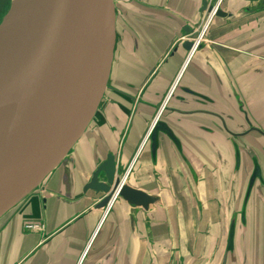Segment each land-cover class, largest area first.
<instances>
[{
	"label": "flooded vegetation",
	"instance_id": "flooded-vegetation-1",
	"mask_svg": "<svg viewBox=\"0 0 264 264\" xmlns=\"http://www.w3.org/2000/svg\"><path fill=\"white\" fill-rule=\"evenodd\" d=\"M207 1V8L213 6V10L206 9L195 26H188L193 31L174 40L164 58L187 39L196 45L193 53L187 51L188 58L209 45L206 36L200 37L199 27L217 9L226 10L222 17L231 24L234 19L248 18L242 34L264 33V0ZM237 50L234 58L244 66V81L262 75L264 36L248 40L246 48ZM231 75L226 81L229 84L234 79L237 86ZM175 76L170 85L154 94L153 104L147 102L150 112L142 113L139 104L143 98L138 96L131 124L138 115L144 124L131 154L111 152L118 187L114 199L101 209L96 233L104 234L113 223L118 263L128 261L130 250L137 252L138 264H213L219 253L218 264H264L263 102L237 87L230 93L232 104L222 107L179 84V72ZM175 95L181 99L174 100ZM124 185L155 200L148 206L130 203L119 193ZM250 228L256 234L252 243L245 237Z\"/></svg>",
	"mask_w": 264,
	"mask_h": 264
},
{
	"label": "water",
	"instance_id": "water-1",
	"mask_svg": "<svg viewBox=\"0 0 264 264\" xmlns=\"http://www.w3.org/2000/svg\"><path fill=\"white\" fill-rule=\"evenodd\" d=\"M207 6L203 0L202 15L213 10ZM117 23L115 0H21L0 21V109L13 107L0 117V219L68 161L90 126L108 88ZM183 46L196 47L189 39ZM115 171L109 153L83 185L82 193L103 194L96 208L116 196ZM119 193L133 204L155 200L125 185Z\"/></svg>",
	"mask_w": 264,
	"mask_h": 264
},
{
	"label": "crops",
	"instance_id": "crops-1",
	"mask_svg": "<svg viewBox=\"0 0 264 264\" xmlns=\"http://www.w3.org/2000/svg\"><path fill=\"white\" fill-rule=\"evenodd\" d=\"M115 1L118 40L110 84L103 105L90 124L96 125L94 132L87 129L84 133V138L94 136V139H89L80 153L89 176L96 168L92 170V163H100L109 153L131 154L139 128L144 124L141 115L135 116L131 124L138 96L143 98L139 104L142 113L150 112L148 103H154V94L170 85L178 72L179 84L208 96L222 107L230 106L226 77H232L231 73L243 93L251 95L243 77L230 69L223 49L212 44L196 51L191 58L186 55L188 50L177 44L174 54L164 58L171 43L186 35L184 26H195L202 14L200 0ZM240 66L245 71L241 63ZM180 95H175L174 100L179 101L181 97L176 96ZM172 105L178 107L176 103ZM98 113L109 125L111 137L100 127ZM77 162V153L71 152L68 161L60 164V186L48 185L45 191L50 194H43L42 198L31 196L0 219V264H102L109 254H112L109 264H138L137 252L130 250L128 261L118 263L112 222L102 236L96 235L102 210L95 204L100 194L82 193L83 186L79 189ZM33 219L43 220L45 229L25 230V223Z\"/></svg>",
	"mask_w": 264,
	"mask_h": 264
},
{
	"label": "rangeland",
	"instance_id": "rangeland-1",
	"mask_svg": "<svg viewBox=\"0 0 264 264\" xmlns=\"http://www.w3.org/2000/svg\"><path fill=\"white\" fill-rule=\"evenodd\" d=\"M12 2H13V0H0V21L6 15L8 10L12 7ZM225 4L226 3L223 4V7L226 6ZM188 11L190 14V10H188ZM213 15H214L213 17H210V18L208 17V19H205L204 25L199 27V35H200V37L202 35L206 36L207 40L209 41L210 44H212L215 47H218L220 49H223L222 51H224L226 54L225 57L228 61L230 69L233 71H236L239 74L238 75L239 77H244L243 75H245V72L242 71V67L240 66L239 60L234 58V54L239 52L237 49L241 50L242 48H246V44H247L248 40L253 39V38H258L259 35L261 37H263L264 36V33H262L263 30H260V31L255 30V34H251V33L250 34H247V33L242 34L241 32L244 31V30H242V28H243L244 24L249 21L248 18L234 19V22H232L233 24H231L230 22L228 23L226 21V19H223L222 16H220L218 14H213ZM198 21H199V19H197L196 23ZM240 30H242V31H240ZM203 39H205V38H203ZM200 51H201V49H200ZM249 67L250 66H248V68ZM252 72L256 73L257 71H255V68H254V69H252ZM261 72H262L261 73L262 75L254 76L253 78L245 81V83L247 85V88H248L251 96L253 98H256L258 100V102H263V103H261V105L263 106V112H264V71H261ZM230 78H232V77H230ZM237 87H238V85L236 86L234 79H231L230 83L226 86V90L229 94V98L231 97L230 93H234L237 91ZM239 89L240 88L238 87V90ZM258 102H257V105H259ZM98 121L100 123V127H102L104 129V132H106L111 137V135L109 134L110 127L105 122V119L103 118V116L100 113H98ZM95 127H96V125L94 124L93 126H90L89 128H87L88 132L89 133L94 132L93 130ZM254 133H255V131L252 132V134H254ZM89 139H94V136H90V137L87 136L86 138H84V133H83L82 136L78 139V141L75 143L74 147L70 151V153L74 152V151L77 153L78 162L76 165V172H77V176H78V182H79L78 187H79V189L82 188L84 182H87V180L89 178H91V176H89V174H87L85 172L84 161L80 156V153L84 152V149H85L84 146L88 144ZM260 148L264 152V147L262 146L261 142H260ZM252 162H254V161H252ZM98 164H99V161L92 163V170H93V168L97 167ZM60 173H61V167H60V164H58L44 178L43 182L40 185H38L28 196H26L25 199H28L31 196H35V195H39V197L42 198L43 194H45V195L50 194V192L45 191V188L46 187L48 188V185L53 186V187L60 186V184L58 183V180H59L58 177H59ZM92 192H94V191H92V190L88 191V193H90V194ZM24 200H22L20 203L26 201V200L25 201ZM20 203L18 205H16L15 207H13L12 209H10L8 212H10L13 209L15 210L16 207H19ZM6 214L2 216V220L5 218L4 216H6ZM40 220L41 219H33V220L26 222L25 223V230L29 229L26 227V225H29V223H33V224L38 223V222H40ZM194 220L195 219H193V223H195ZM43 228L45 229V227H43ZM31 230H33V229H31ZM254 232H255L254 228H250V232L248 231L247 236L245 235L246 241L248 240V242H250V243L254 242V240L256 238V236H255L256 234H254ZM102 235L103 234L101 232L100 236H102ZM194 239L195 238L193 237V240ZM262 239H263L262 243H264V232L262 235ZM221 255H222V253L218 254L217 258L213 261V264H218V262L221 259ZM252 260H254V259H252ZM90 263L91 262H89L88 264H90ZM204 264H210V263L207 261Z\"/></svg>",
	"mask_w": 264,
	"mask_h": 264
},
{
	"label": "bare ground",
	"instance_id": "bare-ground-1",
	"mask_svg": "<svg viewBox=\"0 0 264 264\" xmlns=\"http://www.w3.org/2000/svg\"><path fill=\"white\" fill-rule=\"evenodd\" d=\"M21 0H13L12 2V7H16ZM5 30L4 29H0V36L3 34ZM13 109V107H7V108H3L0 109V117L3 116L4 114L8 113L9 111H11Z\"/></svg>",
	"mask_w": 264,
	"mask_h": 264
},
{
	"label": "built area",
	"instance_id": "built-area-1",
	"mask_svg": "<svg viewBox=\"0 0 264 264\" xmlns=\"http://www.w3.org/2000/svg\"><path fill=\"white\" fill-rule=\"evenodd\" d=\"M28 228L33 229V230H39L42 229L44 226L40 225L39 223H29V225H26Z\"/></svg>",
	"mask_w": 264,
	"mask_h": 264
}]
</instances>
